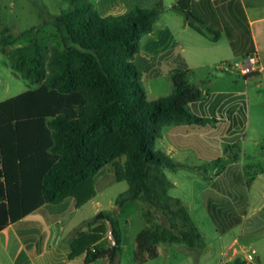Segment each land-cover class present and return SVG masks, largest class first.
Returning a JSON list of instances; mask_svg holds the SVG:
<instances>
[{
	"label": "trees",
	"instance_id": "16d2710c",
	"mask_svg": "<svg viewBox=\"0 0 264 264\" xmlns=\"http://www.w3.org/2000/svg\"><path fill=\"white\" fill-rule=\"evenodd\" d=\"M69 2L73 6L53 19L62 47L48 61L41 49L29 45L7 56L16 76L37 85L0 102V154L10 221L67 197L82 206L97 193V173L111 164L116 180L129 184L115 204L122 208L141 200L147 206L141 210L146 227L136 237V263L157 258L162 244L188 251L205 248L204 236L183 202L170 195L173 183L163 173L180 164L156 148L166 126L208 123V117L189 106L202 100L203 91L188 81L187 71H178L172 74V94L148 103L143 74L135 64L140 41L152 32L162 7L135 6L124 15L103 18L89 0ZM197 6L192 0H176L171 9L188 21ZM237 12L246 19L241 9ZM15 40L11 33L2 35L0 50ZM102 220L111 224L116 245L98 244L106 231L102 223L70 241V257L87 251L88 262H117L120 222L105 213L96 219ZM225 264L246 263L237 258Z\"/></svg>",
	"mask_w": 264,
	"mask_h": 264
},
{
	"label": "rangeland",
	"instance_id": "374dc122",
	"mask_svg": "<svg viewBox=\"0 0 264 264\" xmlns=\"http://www.w3.org/2000/svg\"><path fill=\"white\" fill-rule=\"evenodd\" d=\"M89 1L103 18L124 15L135 6H161L160 21L174 22L172 41L181 47L164 52L167 46L160 43L146 50L149 38L142 40L135 64L143 74L147 102L172 94V74L181 69L185 56L188 81L203 91L202 100L189 106L198 113L204 110L202 117L210 119L204 125L166 126L156 141V148L180 164L175 169H163L173 183L169 193L183 202L206 246L188 251L183 246L162 244L160 255L142 264H225L237 258L246 264H264V77L244 76L233 68L245 55L253 53L252 40L248 39L250 30L247 32L243 18L234 8L238 1L201 0L192 9L185 32L178 26L186 22L185 17L170 8L176 0ZM71 6L69 0H0V37L7 33L16 37L13 45L0 50V102L37 86L15 75L8 64L9 52L29 45L41 49L48 61L54 50L62 47L53 19ZM255 30L257 41L264 45V32ZM227 34L235 44L240 43L243 57L232 52ZM172 41L169 38L166 44ZM235 108L239 112L241 108L246 119L235 130H229ZM108 167L115 173L113 165ZM128 189L125 180L106 181L99 193L78 207L79 218L91 216L96 220L100 213L116 217L122 231L121 264H139L134 262V250L138 233L146 227L141 210L147 206L141 200L128 202L122 208L117 206L115 200ZM241 207L244 216L240 224L226 228L225 212L230 211L227 220L234 223L233 213Z\"/></svg>",
	"mask_w": 264,
	"mask_h": 264
},
{
	"label": "crops",
	"instance_id": "0c3cea01",
	"mask_svg": "<svg viewBox=\"0 0 264 264\" xmlns=\"http://www.w3.org/2000/svg\"><path fill=\"white\" fill-rule=\"evenodd\" d=\"M213 1L215 0H210L209 2ZM237 1L238 3L234 7L236 9L235 11H240L241 9L245 14L246 19L243 20L247 30H250L249 32L247 31L250 35H248V39L249 41L250 39L252 40L253 52L257 53L258 55V64L256 69L248 76L264 77V45L263 43L257 41V31L255 30V28H259L260 31L262 30L261 32H264V1ZM200 2L201 0H192L193 5L196 6L200 4ZM160 18L161 17H159V19L154 24L152 32L145 35L141 39L140 44L142 40L147 37L149 39L145 43L146 50L153 49L154 44L160 43L167 46V48H164V52L166 49L168 51V49L172 50V48L174 49L175 47L180 48V45L175 44V42H177L176 40L172 41L175 34V29L173 27L174 22L171 19L161 22ZM188 23L189 22L186 20V22H182L178 25L182 26V32L187 31ZM158 26L161 27L157 29ZM252 30H254L253 35ZM150 36H152V40ZM228 37L232 46L231 48L233 49L232 52L238 56L241 54L243 57L245 53L243 51L241 52L240 43L235 44L234 40L230 38V36ZM169 38L172 41V44L170 42L166 44ZM152 44L153 46H150ZM157 49H159V47ZM181 50L184 51V47H182ZM150 52L155 51L151 50ZM153 57H155V54L152 55V58ZM181 61V66H179L181 69L178 68V70L175 72L184 71L187 67L185 56L184 59H181ZM236 104H234V106ZM241 110L242 109L240 108L239 112L235 108V110L231 113L233 120L229 130H235L243 122H245L246 114ZM200 111H202L201 108ZM193 112L199 116L204 115V110L199 113L198 111ZM169 153H171V155L174 153L173 147L170 148ZM108 166L109 165L102 168L95 176V188L97 193H99V190L102 189L106 181L111 179L116 180L114 170H111ZM97 204L99 205V202H97ZM243 211L244 209L242 207L240 209H236L233 214L238 222L236 223V220L234 219L233 223V221L227 220L228 216H230V211L227 210L225 212L226 222L224 223V226L227 228L235 224H240L241 216H244V214H241ZM79 215L80 208L77 207L75 198L67 197L58 204H45L21 220L12 223L9 217L6 187L3 177L2 159L0 154V264H109V261L106 258H98L88 262L87 251L81 252L74 257H70V254L72 253L70 241L73 240L80 232L89 231L90 229H93L102 223L105 226L109 224L107 220L97 222L96 220L92 219L91 216H81L79 218ZM101 242H106L105 235L101 238L98 244ZM233 243H238V240L235 239ZM95 244L96 243L91 244L90 247H94ZM234 244L230 246L233 247ZM121 263V256H119L115 264Z\"/></svg>",
	"mask_w": 264,
	"mask_h": 264
},
{
	"label": "built area",
	"instance_id": "2783aa9c",
	"mask_svg": "<svg viewBox=\"0 0 264 264\" xmlns=\"http://www.w3.org/2000/svg\"><path fill=\"white\" fill-rule=\"evenodd\" d=\"M257 64H258V55L257 53L253 52L251 54H247L242 62H236L233 68H236L242 75L248 76L255 71ZM105 240L108 246L116 245V238L111 224H108L106 226ZM93 250L95 251V248H93ZM251 252L252 254L256 253L255 249H253ZM248 259L251 262L252 255L249 254Z\"/></svg>",
	"mask_w": 264,
	"mask_h": 264
},
{
	"label": "water",
	"instance_id": "95a60500",
	"mask_svg": "<svg viewBox=\"0 0 264 264\" xmlns=\"http://www.w3.org/2000/svg\"><path fill=\"white\" fill-rule=\"evenodd\" d=\"M192 23V22H191ZM103 217V213H100L98 216H97V218L98 219H100V218H102Z\"/></svg>",
	"mask_w": 264,
	"mask_h": 264
}]
</instances>
